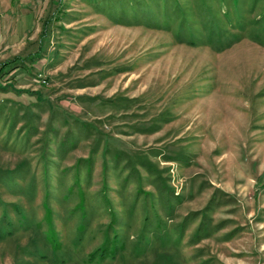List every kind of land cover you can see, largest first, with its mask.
Instances as JSON below:
<instances>
[{
	"label": "rangeland",
	"instance_id": "374dc122",
	"mask_svg": "<svg viewBox=\"0 0 264 264\" xmlns=\"http://www.w3.org/2000/svg\"><path fill=\"white\" fill-rule=\"evenodd\" d=\"M0 264H264V0H0Z\"/></svg>",
	"mask_w": 264,
	"mask_h": 264
},
{
	"label": "trees",
	"instance_id": "16d2710c",
	"mask_svg": "<svg viewBox=\"0 0 264 264\" xmlns=\"http://www.w3.org/2000/svg\"><path fill=\"white\" fill-rule=\"evenodd\" d=\"M205 213V212H204ZM204 218V217H203ZM202 223H204L202 220L200 221V225H198V227L196 228V230L194 231V234L197 237H200L202 235V231H205V227H203Z\"/></svg>",
	"mask_w": 264,
	"mask_h": 264
}]
</instances>
